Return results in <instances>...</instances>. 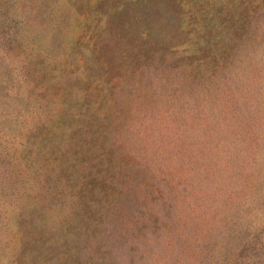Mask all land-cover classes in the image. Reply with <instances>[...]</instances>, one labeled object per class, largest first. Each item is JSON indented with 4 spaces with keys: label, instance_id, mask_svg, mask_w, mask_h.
Returning <instances> with one entry per match:
<instances>
[{
    "label": "rangeland",
    "instance_id": "1",
    "mask_svg": "<svg viewBox=\"0 0 264 264\" xmlns=\"http://www.w3.org/2000/svg\"><path fill=\"white\" fill-rule=\"evenodd\" d=\"M64 8L67 41L99 54L77 87L97 118L77 116L87 146L83 129L65 133L90 151L74 155L75 186L63 203L43 200L39 222L64 223L95 173L112 182L93 190L92 225L54 257H17L14 214L0 208V264H264V0ZM109 8L124 10L119 41L97 38Z\"/></svg>",
    "mask_w": 264,
    "mask_h": 264
},
{
    "label": "trees",
    "instance_id": "2",
    "mask_svg": "<svg viewBox=\"0 0 264 264\" xmlns=\"http://www.w3.org/2000/svg\"><path fill=\"white\" fill-rule=\"evenodd\" d=\"M58 3L59 0H0V208L8 205L14 214L13 224L21 242L17 257H25L27 250L32 257H40L44 248L48 249L45 257H54L62 242L69 245L77 237L79 241L92 225L90 213L97 212L93 190L112 182L106 175L95 173L87 185L78 187L77 194L87 196L81 194L77 203L76 199L70 201L71 214L64 223L45 227L39 222L37 212L41 214L40 207L44 210L46 206L43 200L49 208L58 200L63 203L67 188L75 186L71 176L74 155L90 151L81 150L84 146L75 147L79 138L64 139L65 133L83 129L79 137L87 146L91 136L83 126H77V116L83 114L84 120L87 112L97 118L87 105V93H80L77 87L78 81L87 79L82 78L83 73L87 74L85 67L94 68L91 57L98 60L99 54L84 49L80 38L67 41L64 28L70 23V14L64 7L89 12L93 7H104L107 0H61L62 11ZM123 11L106 9L107 23L97 38L104 32L110 39L121 40L123 36L116 28L123 24ZM121 28L123 31L122 25ZM197 34V41L203 38ZM107 43L102 38L97 40L99 50ZM93 137L95 140L98 135ZM245 263L261 264L259 258Z\"/></svg>",
    "mask_w": 264,
    "mask_h": 264
}]
</instances>
